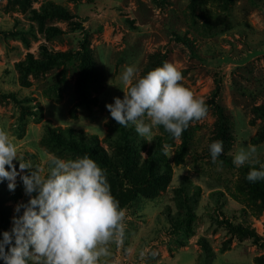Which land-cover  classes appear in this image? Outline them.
Instances as JSON below:
<instances>
[{"label": "rangeland", "instance_id": "obj_1", "mask_svg": "<svg viewBox=\"0 0 264 264\" xmlns=\"http://www.w3.org/2000/svg\"><path fill=\"white\" fill-rule=\"evenodd\" d=\"M52 7L71 18L48 16ZM85 34L100 75L89 86V106L80 103L74 62L44 65L45 53L78 51ZM153 55L175 64L183 86L205 102L214 79L221 82L218 103L228 140L213 163L208 146L219 140V130L212 110L186 129L187 152L179 164L174 157L181 137L159 127L151 143L143 138L141 160L155 138L170 145L168 181L125 208L124 243L111 246L106 264H264V208L248 194L243 172L264 164V120L256 112L264 106V0H0V128L25 159L45 169V153L65 159L41 144L47 125L95 135L107 148L106 136L118 132L106 105L126 91L120 75L135 65L142 77ZM126 129L140 142L133 125ZM247 145L257 147L260 164L237 168L233 155ZM16 185L10 191L8 181L0 184V240L12 228L17 204L28 201L19 177ZM230 226L261 241L239 237Z\"/></svg>", "mask_w": 264, "mask_h": 264}, {"label": "clouds", "instance_id": "obj_2", "mask_svg": "<svg viewBox=\"0 0 264 264\" xmlns=\"http://www.w3.org/2000/svg\"><path fill=\"white\" fill-rule=\"evenodd\" d=\"M137 73L135 65L124 69L120 75L126 89L123 99L116 97L106 105L120 127L133 125L151 143L154 130L161 126L171 138L179 139L192 122L207 116L205 101L183 86V74L175 64L164 62L138 79ZM169 148L165 143L162 153L167 155ZM208 148L215 163L223 154V141L216 140ZM44 155L46 169L25 159L15 138L0 128V183L8 181V189L15 191L19 177L28 196L27 203L15 207L11 230L2 233L0 261L106 264L111 246L123 245L126 228V209L112 195L107 170L87 154L75 159ZM232 163L237 168L260 164L257 147H239ZM246 179L264 180V164L259 169L251 167Z\"/></svg>", "mask_w": 264, "mask_h": 264}, {"label": "trees", "instance_id": "obj_3", "mask_svg": "<svg viewBox=\"0 0 264 264\" xmlns=\"http://www.w3.org/2000/svg\"><path fill=\"white\" fill-rule=\"evenodd\" d=\"M51 13L47 12L48 16H55L63 20L71 18L63 9L52 7ZM176 40L184 46L189 47L187 40L176 37ZM47 60L44 65H56L74 62L79 71L78 87L80 90V103L89 106L91 99L88 95L89 86L92 83H99L100 75L94 68L92 63L89 42L87 35H83L79 43V49L74 54L72 53H56L53 55L44 54ZM153 60L146 68L142 76L157 67L163 66L165 57L153 55ZM221 92V82L214 79V89L210 99L206 101L208 110H212L217 116L218 121V139L223 142L228 140L227 132V116L224 108L218 103V98ZM260 118L264 120V106L256 109ZM117 127L118 134H108L104 139L107 148L101 146L97 136L87 135L83 131H75L71 128H51L49 125L45 128V136L41 140V144L48 149H54L62 152L65 159H75L83 157L85 154L94 159L99 166L107 170V179L111 186L112 195L119 201L122 208L129 207L139 195L150 192L156 194L158 190H162L167 184L170 167L167 163L165 155L162 153L160 138H155L153 143L146 150V159L141 160L138 148L143 142L142 137H137L140 142L136 141L126 127H120L113 120ZM161 131L165 130L160 127ZM168 134L167 132H165ZM182 144L175 152V163L179 164L183 161L187 152L188 132L185 130L181 136ZM138 142V144H137ZM142 142V143H141ZM142 148H144L142 146ZM259 169L258 167H256ZM250 169L243 170L245 174V183L248 194L252 195L255 200L260 202L261 208H264V180L255 183L249 182L246 176ZM4 182V181H3ZM2 182V183H3ZM1 184V183H0ZM233 234L250 238L255 244L261 239L252 231L241 227H229Z\"/></svg>", "mask_w": 264, "mask_h": 264}]
</instances>
